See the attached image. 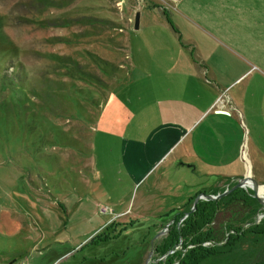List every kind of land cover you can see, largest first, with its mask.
I'll list each match as a JSON object with an SVG mask.
<instances>
[{
	"label": "rangeland",
	"instance_id": "obj_1",
	"mask_svg": "<svg viewBox=\"0 0 264 264\" xmlns=\"http://www.w3.org/2000/svg\"><path fill=\"white\" fill-rule=\"evenodd\" d=\"M166 1L173 6L164 5L163 14L177 24L183 8L179 0ZM160 3L0 0V264H156L170 259L178 264L195 240L178 238V231L200 201L225 198L233 191L216 200L209 197L229 191L237 176L250 173L259 194L264 193V185L257 184L264 181L261 130L249 129L242 138L260 150L252 165L236 159L234 145L230 168H199L185 182L183 171L191 169L178 172L176 165L165 176L168 166L137 183L147 163L133 176L127 172L125 146L153 128L146 117H134L128 89L121 92L130 80V58L137 50L176 46L169 28L146 23L149 10L158 11ZM216 10L208 7L214 13L210 23L226 25L233 47L264 62V0L242 3L234 12L216 15ZM137 12L140 27L134 29ZM186 21L185 35L193 29ZM259 89L255 86L258 101L252 104L264 108ZM115 92L120 93L116 103L109 104ZM207 170L214 174L208 176ZM222 183L227 184L222 188ZM214 184L218 188L211 190ZM235 190L249 192L251 211L233 203L218 212L214 224L204 228L213 231L202 244L211 254L201 264H264V234L241 235L252 226L264 227V197L258 201L250 187ZM201 194L208 198H200L192 210ZM177 208L182 211L176 213ZM170 212L176 214L167 221ZM177 238L178 245L173 243Z\"/></svg>",
	"mask_w": 264,
	"mask_h": 264
},
{
	"label": "crops",
	"instance_id": "obj_2",
	"mask_svg": "<svg viewBox=\"0 0 264 264\" xmlns=\"http://www.w3.org/2000/svg\"><path fill=\"white\" fill-rule=\"evenodd\" d=\"M157 1L161 2V7L157 8L158 11L149 10L148 14L151 12L152 16L146 23L148 26L155 24L163 30L169 28L171 33L166 32L174 38L176 46L137 50L136 58H130L127 70L130 80L122 86L121 92L123 94L128 89L134 117H146L153 128L143 139L134 135L125 146L123 162L127 172L133 176L147 163L139 173L137 183L168 166L162 172L165 176L169 168L176 165L178 172L191 169L183 171L182 181L185 182L189 172L194 174L199 168H230L234 162V145L236 159L252 165V156L257 157L256 151L260 150L255 144H243L242 138L249 133V129L254 133L261 130L260 135L264 134V108L252 104L254 100L258 101L255 86L260 87V92L264 91L261 88H264V62L233 47L226 25L219 28L210 23L214 13H209L208 7L217 8V15L219 11L234 12L242 3L256 0H179L177 6L182 7L184 12L180 14L193 25L180 16L177 17V24H173L162 11L164 5L173 6V2ZM184 20L193 28L187 35L184 34ZM143 55L147 63L143 62ZM115 93L114 102L110 98L109 104L116 103L120 93ZM218 100H221L220 104H217ZM252 121L256 124L253 125ZM206 173L208 176L214 174L208 170ZM244 176L254 181L253 173L237 178ZM226 184L222 183V188ZM257 184L264 185V181ZM216 188L218 185L214 184L211 190ZM192 193L186 195L189 197L187 205ZM179 211L182 208H177L176 213ZM125 212L116 214V217ZM171 213L176 214L170 212L167 216ZM166 243L169 244L168 239Z\"/></svg>",
	"mask_w": 264,
	"mask_h": 264
},
{
	"label": "trees",
	"instance_id": "obj_3",
	"mask_svg": "<svg viewBox=\"0 0 264 264\" xmlns=\"http://www.w3.org/2000/svg\"><path fill=\"white\" fill-rule=\"evenodd\" d=\"M248 194L249 192L247 194L243 192V195H240V198L237 199L238 190H235L225 198H222L217 201H200L196 205L195 211L186 220H184L182 227L178 231V238L181 237L182 239H184L185 237L189 238V236H191L192 240L195 239L194 241H191V244L194 245L192 250L185 253L182 258H179L178 264H201L205 259H207L211 254V250L204 248L202 244L206 240H209V236L211 235L210 233L213 230L212 228H210V230H205L204 228L212 226V224H214L216 220L218 212L225 210L228 206L232 205L233 203V205L240 203L244 207H248L249 211H251L250 201L248 200ZM224 200V204L220 207L219 202ZM241 233V235L264 234V227L252 226L244 231H241ZM235 234L237 235V231L235 232ZM229 237H232V235H229ZM236 237L239 236L237 235ZM178 238L173 241V243H175L176 245H178ZM183 247H186V243L185 245H183ZM173 262L174 260L170 259L169 261L167 260L165 262H159L156 264H172Z\"/></svg>",
	"mask_w": 264,
	"mask_h": 264
},
{
	"label": "water",
	"instance_id": "obj_4",
	"mask_svg": "<svg viewBox=\"0 0 264 264\" xmlns=\"http://www.w3.org/2000/svg\"><path fill=\"white\" fill-rule=\"evenodd\" d=\"M139 17H140V13L137 12L136 15H135V18H134V29H138V27H139ZM246 187H250L251 190L253 191L254 197L258 201L263 202L262 197L259 196L258 193H257V188H258L257 185L248 176H244V177L236 179V184L229 191L223 193L222 195H217V196H213V197H209V198H211L212 200H216V199H219L222 196L234 191L235 189H238V188L245 189ZM200 198L203 199V198H208V197L203 195V194H201L198 197H196V199H195V201L193 203V206H192L193 207L192 210H194V208H195L194 206L196 205L197 201ZM188 214L189 213H186V215H188Z\"/></svg>",
	"mask_w": 264,
	"mask_h": 264
},
{
	"label": "flooded vegetation",
	"instance_id": "obj_5",
	"mask_svg": "<svg viewBox=\"0 0 264 264\" xmlns=\"http://www.w3.org/2000/svg\"><path fill=\"white\" fill-rule=\"evenodd\" d=\"M243 192H245V191H244V190H243V191H242V190H238V194H242V195H243ZM245 193H246V192H245ZM247 193H248V192H247ZM247 193H246V194H247ZM257 193H258V195L261 196V197L264 195V193H263L262 195L259 194V192H258V188H257ZM242 195H241V196H242ZM239 197H240V196H238L237 199H239ZM241 198H242V197H241ZM244 200H246V199H244Z\"/></svg>",
	"mask_w": 264,
	"mask_h": 264
},
{
	"label": "bare ground",
	"instance_id": "obj_6",
	"mask_svg": "<svg viewBox=\"0 0 264 264\" xmlns=\"http://www.w3.org/2000/svg\"><path fill=\"white\" fill-rule=\"evenodd\" d=\"M262 197H264V195Z\"/></svg>",
	"mask_w": 264,
	"mask_h": 264
}]
</instances>
